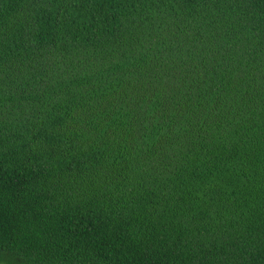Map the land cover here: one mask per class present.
<instances>
[{"label":"trees","instance_id":"obj_1","mask_svg":"<svg viewBox=\"0 0 264 264\" xmlns=\"http://www.w3.org/2000/svg\"><path fill=\"white\" fill-rule=\"evenodd\" d=\"M0 264H264V0H0Z\"/></svg>","mask_w":264,"mask_h":264}]
</instances>
